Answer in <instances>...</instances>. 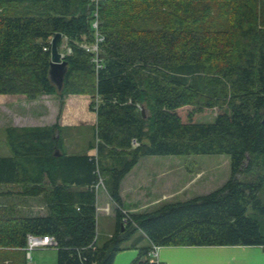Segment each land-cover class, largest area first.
<instances>
[{"label": "trees", "instance_id": "1", "mask_svg": "<svg viewBox=\"0 0 264 264\" xmlns=\"http://www.w3.org/2000/svg\"><path fill=\"white\" fill-rule=\"evenodd\" d=\"M96 20L98 63L84 46ZM57 32L71 49L62 90L49 76ZM0 94H50L61 107L86 95L97 114V155L64 152L58 122L7 127L0 184L42 196L46 213L0 205V264H28L29 234L54 238L58 264H113L137 232L133 246H264V0H0ZM215 106L213 122L194 121ZM192 154H228L229 178L151 212L123 210L121 182L143 157ZM100 179L118 205L101 246ZM150 249L130 264H162Z\"/></svg>", "mask_w": 264, "mask_h": 264}, {"label": "crops", "instance_id": "2", "mask_svg": "<svg viewBox=\"0 0 264 264\" xmlns=\"http://www.w3.org/2000/svg\"><path fill=\"white\" fill-rule=\"evenodd\" d=\"M13 97L9 94H0V126H4L6 132L2 138L5 144L2 147L0 156H9L11 154L7 143V127L45 126L56 122L61 127V135L63 137L62 150L64 152L68 154L87 153L97 155L96 146L92 147L96 144L95 139L86 143L81 141L82 133L85 129L89 128L92 132L97 121L96 112L90 110L91 99L89 96L69 95L65 98L62 107L59 99L50 94H43L32 101H29L23 95L12 99ZM73 98L76 101H72ZM14 103H24L26 108L29 107L30 109L34 107V114H21L19 110L18 112L12 111L13 120L11 121L9 112L12 107H8V105ZM75 103L86 106L87 115L83 117L84 120H80V117H77L74 113L73 105L78 106ZM38 108L40 109L37 111ZM29 114L32 116L28 117ZM84 123L88 125L82 126ZM72 128L76 129L73 131ZM73 132H75L74 135L71 134ZM69 141L71 143H68ZM65 143L68 144V148H66ZM159 156L171 155H154L152 157L156 158ZM148 157L150 156L143 157L121 182L120 193L124 211L131 213L151 212L167 202L178 201L176 199L185 193L190 180L197 182L205 174L202 170H197L191 174L188 171V173H184L180 169L181 162L172 163L157 172L153 167L155 163L144 161ZM173 168L177 169L173 170ZM18 191V184H0V205L15 204L23 212L33 215L46 213V204L43 202L42 196H23ZM96 205V242L97 245L101 246L113 235L117 226L116 209L118 205L111 197L105 184L97 189ZM100 215L104 218L103 223ZM138 236L139 233L137 232L131 240L127 241L125 248L115 256L113 264H130L141 248L152 247L153 243L148 238H141L137 245L133 246ZM152 260L162 264H264V246H158L157 256Z\"/></svg>", "mask_w": 264, "mask_h": 264}, {"label": "rangeland", "instance_id": "3", "mask_svg": "<svg viewBox=\"0 0 264 264\" xmlns=\"http://www.w3.org/2000/svg\"><path fill=\"white\" fill-rule=\"evenodd\" d=\"M67 40L68 39L65 37L62 43V51L65 50L66 53L69 52L66 50ZM10 96L11 97L14 96L12 98L14 99L15 97H19L22 95H10ZM72 101H76V100L73 98ZM77 105H78L77 107L73 105V109L75 111L74 113L76 114L77 117H80V120L82 119L84 120L83 117L87 115L86 113L87 108L86 106L80 105V103ZM8 107H12L11 111L9 112L11 114V118H10L11 121L13 120V117H12L13 112H18L19 110V113L21 114H28V113L34 114V111H35L34 107L31 109L29 107L26 108V105L24 103H21V104L14 103L12 105H8ZM39 109L40 108H38L37 111ZM186 112L187 110L185 107L180 109V113L184 121H187ZM219 112H220L219 106H215L212 108H204L202 109V111L197 112V114L194 117V121L195 122H213ZM30 116L32 115L29 114L28 117ZM87 125L88 124H85V123L82 124V126H87ZM72 129L74 131L76 128H72ZM5 134H6L5 127L0 126V153L2 152L1 151L2 147L5 144V141L2 140ZM71 134L74 135L75 132ZM92 139L93 140L95 139L94 129H92V132L89 128L85 129V131L82 133L81 141L83 143H86ZM66 143H65L66 148H68V144ZM68 143H71V142L69 141ZM144 161H148L147 163H155L153 167L155 168L157 172L164 169L163 167H168V165L172 163L181 162L182 165L180 169L184 173L189 172L191 174L192 172H195L197 170H202L205 173L203 174L204 177L198 180L197 182L190 180V183L186 187L187 190L185 191V193L181 195L180 197H178V199L176 200H185V199L197 196V195L210 192L220 187L222 184H224V182L229 178L230 173H231L230 156L228 154H192V155H184V156L171 155V156H159L156 158L150 156L146 158ZM176 169L177 168H173V170H176ZM101 186L103 185L101 184L100 187ZM260 196L264 200V191L261 193ZM100 217L103 223L104 218L101 215ZM28 260H29L28 264H58L57 248L50 246V247H38V248L32 249L30 251V256L28 257Z\"/></svg>", "mask_w": 264, "mask_h": 264}, {"label": "built area", "instance_id": "4", "mask_svg": "<svg viewBox=\"0 0 264 264\" xmlns=\"http://www.w3.org/2000/svg\"><path fill=\"white\" fill-rule=\"evenodd\" d=\"M95 3H99L100 0H93ZM94 27L97 29L96 31V37H95V42L92 43V44H85V48L94 52L95 53V58L94 60L98 63L99 62V59H98V53H99V50H100V46H99V42H101L103 40V37L101 35H99L98 33V20H96L94 22ZM67 51H71L70 48H67ZM66 52H64L65 54ZM101 99L100 97H97L96 98V104H95V108L98 107L99 103H100ZM134 144L136 145L137 142L134 141ZM103 185V180L100 179L99 183L96 185V189L99 188L100 185ZM128 221V217H125L124 218V222L126 223ZM57 245V242L54 240L53 237L51 236H35V235H32V234H29L28 235V240H27V247H26V250H27V257L30 256V251L32 249H35V248H38V247H56ZM157 253H158V245L156 244H153L150 251H149V256H150V259H153L157 256ZM153 261V260H152ZM156 263H158L157 261H154Z\"/></svg>", "mask_w": 264, "mask_h": 264}, {"label": "water", "instance_id": "5", "mask_svg": "<svg viewBox=\"0 0 264 264\" xmlns=\"http://www.w3.org/2000/svg\"><path fill=\"white\" fill-rule=\"evenodd\" d=\"M63 37L61 32H57L53 35L51 44V57L49 76L52 82L57 86L58 90H62L65 80V75L68 70V61L65 59V55L62 51L60 41ZM67 46V45H66Z\"/></svg>", "mask_w": 264, "mask_h": 264}]
</instances>
